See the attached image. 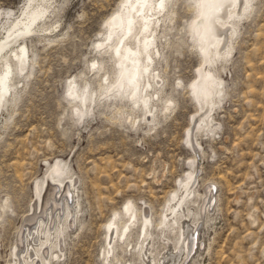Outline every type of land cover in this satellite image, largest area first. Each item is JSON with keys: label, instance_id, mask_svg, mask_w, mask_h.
Segmentation results:
<instances>
[{"label": "rangeland", "instance_id": "1", "mask_svg": "<svg viewBox=\"0 0 264 264\" xmlns=\"http://www.w3.org/2000/svg\"><path fill=\"white\" fill-rule=\"evenodd\" d=\"M26 1L0 0V11L12 13L0 14V27H8ZM57 1L50 14L55 17L43 25L47 29L20 40L28 51L25 69L10 56L13 88L0 108V264L13 263L23 219L32 213L36 191L55 163L60 179L74 180L78 208L49 264H142L133 253L140 220L122 250V240L114 242L113 255L104 260L107 223L124 219L121 212L130 204L138 218L144 212L150 216L155 252L162 250L167 244L157 225L164 205L191 170L195 210L204 184L213 185L208 191L214 199L196 228L200 246L182 263L264 264V0H252L227 60L210 67L221 78L222 96L210 112L214 128L190 131L196 155L186 143L199 109L188 84L200 63L187 32L193 16L188 1H174L161 29L165 34L159 32L161 82L150 92L156 110L151 121L127 96L112 97L104 88L116 71L102 51L105 45H96L121 0ZM70 78L78 94L85 88L93 96L85 105L66 92ZM52 195L61 197L57 189ZM53 221L55 226V214ZM167 237L176 242L174 234Z\"/></svg>", "mask_w": 264, "mask_h": 264}, {"label": "bare ground", "instance_id": "2", "mask_svg": "<svg viewBox=\"0 0 264 264\" xmlns=\"http://www.w3.org/2000/svg\"><path fill=\"white\" fill-rule=\"evenodd\" d=\"M56 1L27 0L21 7L20 15L13 17L14 19L11 18L13 21L9 23L10 25L8 24V27L4 26V22L0 27L2 28L0 31V34H2L0 36V108L7 99L6 95L13 88L11 81L14 69L10 56L17 60V68L23 71L28 63V51L26 45L20 40L36 30L43 31L47 29L43 25L55 17V15L50 14H53ZM174 1L121 0L116 11L106 19V23L104 22L106 28H104L101 41L97 42L96 45L99 48L105 45V49L102 51L109 55L116 71L114 72L116 73L115 80L113 79L112 83H108L104 87L107 93L112 97L119 96L123 98L127 96L134 107L137 106L143 109L144 114L142 116L146 121H151L155 117L156 110L151 103L150 92L154 85L161 82L156 69V58L160 56L157 43L159 32L165 34V30L161 29L164 27L168 15L173 12L171 6ZM187 1V8L193 13L187 25V32L192 41L191 46L196 49L200 59L195 77L188 84L192 98L199 104V109L191 117L192 123L186 133V143L188 142L187 144L191 146L196 155V145L192 144L190 131L192 129L199 130L203 127L208 130L214 128L215 122L211 118L210 112L216 104L215 99H220L222 96L221 78L215 76L210 67L216 61H220L222 66L227 60L238 23L248 15L252 8V0ZM62 2L64 1L62 0ZM61 5L63 4L61 3ZM1 13L8 17L12 15L10 10L6 12L1 10ZM92 66H94V63H92ZM104 81L106 80L104 79ZM66 87V92L72 97L71 99L80 98L84 105L87 99L91 100L93 98L89 90H85V88L78 94L74 78L68 80ZM163 101H165L163 110L169 109L170 100ZM76 110L78 112L82 111L80 108ZM190 167L195 168L193 162L190 163ZM194 172L195 170L189 171L185 178L178 181L177 187L171 192L164 205L157 228L160 233L159 238L167 246H163L162 250L155 252L157 247L152 238V219L145 212L142 214V218H138L140 214L129 204L121 212L124 219L114 217L107 223L106 247L103 250L104 260H109L110 255H113L114 242L122 240L121 244L119 243V249L123 248L133 227L140 220V232L138 241L133 247V253L139 256L141 263L174 264L173 261L177 259L178 264H183V260L186 261V257L190 255L187 251L188 234L197 231L196 228L199 222L203 221V209L208 204V199L210 196L211 199H214L211 195L213 185L209 183L212 185L210 189L206 188L208 183L204 184L202 188L203 196L199 195L196 207L198 211L195 210L194 202L196 200L193 197L196 192L194 193V187H192L195 180ZM60 174L58 163L50 165L47 177H45V180L43 179L40 189L36 191L37 199L34 204H31L32 213L23 219L26 227L19 232L17 245L12 249L14 261L9 264H49L50 259L58 257L57 252L53 251V247L59 244V238L64 231L63 227L68 219L73 217L76 208H78L74 180L65 178L66 181H69L66 182L59 178ZM55 186L58 187L56 189L61 196L59 198L63 200L59 205H56V199H53L54 194L52 195ZM64 187L69 189L68 195L62 193ZM208 190L211 192L209 193ZM209 207H207L206 212ZM54 214L56 216L55 226ZM198 214L202 218L198 217ZM204 216H207V214L205 213ZM167 233L168 235L169 233L175 235V243H171ZM196 236L198 237L197 232ZM46 247L48 248L47 251L45 250ZM38 260L39 263H37Z\"/></svg>", "mask_w": 264, "mask_h": 264}, {"label": "water", "instance_id": "3", "mask_svg": "<svg viewBox=\"0 0 264 264\" xmlns=\"http://www.w3.org/2000/svg\"><path fill=\"white\" fill-rule=\"evenodd\" d=\"M53 185H54V184H53ZM207 187L211 189V188H212V185H210V184L208 183V184L206 185V188H207ZM56 188H57V186L54 187V189H56ZM54 189H53V190H54ZM53 190H52V191H53ZM62 193L68 195V193H69V189H68L67 187H64ZM53 199H55V198L53 197ZM211 202H212V199H211V197H210V198L208 199V206H210ZM55 203H56V205H59V204L61 203V202H60V199L57 198L56 201H55ZM199 244H200V242H199V240L197 239L196 232H195V231L190 232V233L188 234V239H187V251H188L189 253H191V251H192L195 247H198Z\"/></svg>", "mask_w": 264, "mask_h": 264}]
</instances>
